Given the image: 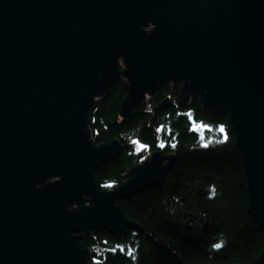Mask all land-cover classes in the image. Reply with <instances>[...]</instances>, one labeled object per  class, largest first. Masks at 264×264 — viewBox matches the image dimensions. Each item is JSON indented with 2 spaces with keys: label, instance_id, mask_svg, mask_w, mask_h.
Instances as JSON below:
<instances>
[{
  "label": "water",
  "instance_id": "water-1",
  "mask_svg": "<svg viewBox=\"0 0 264 264\" xmlns=\"http://www.w3.org/2000/svg\"><path fill=\"white\" fill-rule=\"evenodd\" d=\"M117 80L122 120L163 83L180 92L163 107L199 96L228 114L264 237V0H0V264H89L83 236L142 231L115 201L161 186L174 156L99 190L92 172L121 145L95 146L88 116Z\"/></svg>",
  "mask_w": 264,
  "mask_h": 264
},
{
  "label": "trees",
  "instance_id": "trees-1",
  "mask_svg": "<svg viewBox=\"0 0 264 264\" xmlns=\"http://www.w3.org/2000/svg\"><path fill=\"white\" fill-rule=\"evenodd\" d=\"M126 88L124 80L113 82L89 111L94 145L114 139L121 145L115 160L92 172L95 184L101 192L114 190L133 167L158 150L174 155V161L160 187L115 201L141 233L128 232L115 240L102 230L82 237L81 248L95 243L104 247L89 262L94 264L95 258L98 264H256L264 237L248 214L242 160L228 114H210L200 101L189 98L163 107L166 98L177 96L163 83L130 119L122 120L119 111ZM155 109V124L149 127ZM208 137L214 140L208 143ZM133 140L148 147L138 150Z\"/></svg>",
  "mask_w": 264,
  "mask_h": 264
},
{
  "label": "rangeland",
  "instance_id": "rangeland-1",
  "mask_svg": "<svg viewBox=\"0 0 264 264\" xmlns=\"http://www.w3.org/2000/svg\"><path fill=\"white\" fill-rule=\"evenodd\" d=\"M125 83H126V82H125ZM168 85H172V83H168ZM159 86H160V85H159ZM172 90H173V89H172ZM156 92H157V91H156ZM173 92H174L175 94H177V96H178L179 93H180L179 91H176V90H173ZM177 96H176V97H177ZM171 98H172V97H171ZM171 98H169V99H171ZM187 98H189V99H197L198 101H200L199 96H196L195 98H191V97L188 95L184 100H186ZM147 99H148V97H147ZM184 100H176V99H172V100H171V101H172L171 105L174 104V103L177 102V101H184ZM200 102H201V101H200ZM133 111H134V110H133ZM225 113H226V112H225ZM88 120H89V119H88ZM127 120H128V119H127ZM88 126H89V124H88ZM88 126H87V129H86L87 131H88ZM88 134H89V136H90V139H91L92 142H93V138L91 137L90 133H88ZM200 137L203 138L202 135H201ZM213 140H214L213 137H212V138L208 137L206 141L209 143V142H212ZM118 144H120V143L118 142ZM120 148H121V146H120ZM158 151L160 152V150H158ZM155 152H156V151H155ZM238 152H239V151H238ZM160 153H161V152H160ZM239 154H240V153H239ZM149 155H150V154H149ZM149 155H147L146 157H149ZM118 156H119V155H118ZM161 156H166V155H162V154H161ZM173 156H174V155H173ZM240 156H241V155H240ZM146 157L144 158V160L146 159ZM114 160H115V159H114ZM144 160H143V161H144ZM112 161H113V160H112ZM143 161H142V162H143ZM110 162H111V161H110ZM142 162H140V163H142ZM108 163H109V162H108ZM140 163H139V164H140ZM106 164H107V163H106ZM104 165H105V164H104ZM131 170H132V169H131ZM166 174H167V173H166ZM165 176H166V175H165ZM128 178H129V177H128V175H127V179H128ZM127 179H126V180H127ZM164 179H165V177H164ZM163 182H164V180H163ZM163 182H162V183H163ZM124 183H125V182H124ZM124 183H123V184H124ZM123 184H122V185H123ZM161 185H162V184H161ZM159 187H160V186H159ZM150 188H154V187H150ZM155 188H157V187H155ZM115 189H116V188H115ZM148 189H149V188H148ZM145 190H147V189H145ZM82 203H84L85 205L88 204L87 201H83ZM82 203H81V204H82ZM81 204H80V205H81ZM84 204H82V205H84ZM73 207H74V206H73ZM76 207H77V206H76ZM68 209H69L70 211L73 210L72 207H69ZM119 209H120V208H119ZM128 232H133V231H128ZM128 232H127V233H128ZM127 233H126V234H127ZM133 233H141V232H133ZM126 234H125V235H126ZM90 235H91L90 237L93 236V234H90ZM125 235H124V236H125ZM124 236H123V237H124ZM123 237H122V238H123ZM122 238H121V239H122ZM79 243H80V242H79ZM92 246H100V247H101V250L99 251V253H101V252L104 250V247L101 246L99 243H95V244L92 245ZM92 246H91V247H92ZM91 247H90V248H87V249L89 250V252H90L89 260H90L92 254H94V253H95V254H99V253H96V251L93 250ZM89 260H88V263H89V264H93V263H90Z\"/></svg>",
  "mask_w": 264,
  "mask_h": 264
},
{
  "label": "snow or ice",
  "instance_id": "snow-or-ice-1",
  "mask_svg": "<svg viewBox=\"0 0 264 264\" xmlns=\"http://www.w3.org/2000/svg\"><path fill=\"white\" fill-rule=\"evenodd\" d=\"M194 127H200V125H194ZM219 130H220L221 133H223V132H224V126L221 125ZM157 131H158V132L162 131V128L158 127V128H157ZM132 143L137 147L138 150H139V149H146V148L148 147L147 145L142 144V143H140V142L137 141V140H133ZM205 146H207V145H205ZM160 147H164V145L161 144ZM119 247H121V246H120V245H117V248H119ZM214 247L219 248L220 245H219V244H216V245H214ZM114 250H115V249H113V251H114ZM94 264H98V262L95 261V258H94Z\"/></svg>",
  "mask_w": 264,
  "mask_h": 264
},
{
  "label": "bare ground",
  "instance_id": "bare-ground-1",
  "mask_svg": "<svg viewBox=\"0 0 264 264\" xmlns=\"http://www.w3.org/2000/svg\"><path fill=\"white\" fill-rule=\"evenodd\" d=\"M152 98V97H151ZM149 99V98H148ZM145 102H147V98H146V100H145ZM176 103V102H175ZM171 105V104H170Z\"/></svg>",
  "mask_w": 264,
  "mask_h": 264
}]
</instances>
